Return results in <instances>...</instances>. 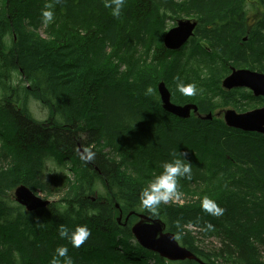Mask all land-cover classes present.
I'll return each mask as SVG.
<instances>
[{
  "label": "trees",
  "instance_id": "obj_1",
  "mask_svg": "<svg viewBox=\"0 0 264 264\" xmlns=\"http://www.w3.org/2000/svg\"><path fill=\"white\" fill-rule=\"evenodd\" d=\"M244 4L0 0V264H199L139 246L137 214L160 220L203 264H264V137L226 127L215 111L264 104L219 83L229 67L264 74V0L248 15ZM21 6L32 32L44 26V43L17 30ZM172 15L197 27L166 73L158 60L173 54L152 37ZM160 82L171 103L194 104L212 120L165 112ZM32 101L47 109L45 121L33 117ZM48 158L55 173L44 180ZM119 169H133L138 185L117 192ZM57 181L65 197L56 204L27 212L13 199L19 186L55 195ZM157 191L184 205L161 207ZM132 241L137 255L124 250Z\"/></svg>",
  "mask_w": 264,
  "mask_h": 264
},
{
  "label": "water",
  "instance_id": "obj_2",
  "mask_svg": "<svg viewBox=\"0 0 264 264\" xmlns=\"http://www.w3.org/2000/svg\"><path fill=\"white\" fill-rule=\"evenodd\" d=\"M196 23L190 20H180L176 27L170 29L163 37V47L166 50L176 51L186 44L193 35ZM243 40H246L244 38ZM221 86L226 90L245 88L250 90L255 98L264 100V74L248 69L231 68ZM162 109L179 119H187L191 113L197 115V106L194 104L175 105L170 101V93L163 82L157 86ZM220 113L216 114L219 117ZM202 120H212V115L206 114L199 117ZM222 118L226 127L240 130L242 132L258 133L264 137V104L260 108L237 113L235 110L227 109L222 112ZM13 199L17 204L24 207L27 212L42 209L48 205L47 200L36 196L25 186L17 187L13 192ZM118 208V204L115 205ZM134 214L130 213L129 215ZM129 216L125 218L128 219ZM138 221L132 225V234L135 240L145 249L157 253L168 261L194 260L203 264L198 258L185 248L181 247L172 233H164V224L158 219H151L137 214ZM120 218L118 222H120Z\"/></svg>",
  "mask_w": 264,
  "mask_h": 264
},
{
  "label": "rangeland",
  "instance_id": "obj_3",
  "mask_svg": "<svg viewBox=\"0 0 264 264\" xmlns=\"http://www.w3.org/2000/svg\"><path fill=\"white\" fill-rule=\"evenodd\" d=\"M252 1L253 0H245V4H244V8H243V10H244V12L248 15V14H250V12L252 11V9H251V3H252ZM24 10V8H23V6H21L19 9H18V11H17V13H16V17H17V15H18V19H22L23 18V20L22 21H20V22H17L16 21V18H15V21H14V23H16V25H17V30H19V31H21V33L23 34V36H25V37H29V39L28 40H31V41H36V42H39V43H44V39H46L45 38V36L43 35V28H44V26H38V29L36 30V31H31L30 29H29V26H28V21L27 20H29V18L28 17H25L24 18V16L22 15V11ZM17 19V20H18ZM178 19H189V17H186V16H184V15H177V16H167V19L166 20H163V23H162V25H164V26H162L161 28H160V30H161V34H160V36H159V39H158V34L156 35V37H152V39H153V42L155 43V45H157L158 44V50L160 49V47H159V45L160 44H162V38H163V36H164V34L168 31V30H170L171 28H173L175 25H176V21L178 20ZM28 30H30V32H28ZM6 40H8V37H6ZM5 40V41H6ZM6 43H7V45L9 46V41L7 42L6 41ZM201 43L203 44L204 42L203 41H201ZM142 58H143V61L144 62H146V63H150V62H152V60H153V57H154V55H152V54H149V51H146V50H143V52H142ZM178 56L177 55H175V54H173V55H170L166 60H158V65L160 66V68L164 71V72H170V71H172L173 70V67L174 66H176V65H178ZM154 61V60H153ZM215 70H213V69H210V74L212 73L214 76H215ZM126 73V70L125 69H123V74H125ZM229 74V72L227 73V72H224L223 74H222V76H221V78H220V80H219V83H220V87H221V82H222V80L227 76ZM263 74V73H262ZM243 90H245V91H247V92H250V90H248V89H245V88H243ZM238 99V98H237ZM229 101H234L235 99H228ZM238 102H240L242 105H244V104H246V100H243V99H238ZM183 105V104H182ZM253 106V104L252 103H249L248 104V106H247V110L246 111H248V110H252V109H255V108H260V107H262L263 105H261V106H255L254 108H251ZM161 107H162V105H161ZM244 107H246V106H244ZM29 108H30V110H31V113H32V115H33V117L36 119V120H38L39 122H42V121H45L46 120V118H47V116H48V112H47V109L46 108H44V107H42L39 103H37V102H35V101H32V102H30L29 103ZM219 109L218 110H215L216 112L217 111H224V109H231V107L230 108H226V107H224V108H220V107H218ZM169 114V113H168ZM54 116V115H53ZM173 116V115H172ZM104 143V142H103ZM102 146L103 147H105V145L104 144H102ZM120 170V171H119ZM118 171H117V175H118V177H116V180H119V183H120V186L118 187V189H117V192H120V191H122L123 193H125L126 191H128V190H130L131 189V185L135 182L136 183V185H138V182H137V178H136V175H135V173H134V170L132 169V170H128V171H126L125 173H123L122 172V170L121 169H119ZM55 171H58V169L56 170L55 169ZM124 171V170H123ZM54 166H53V161L50 159V158H48V159H46L45 161H44V171H43V173H42V178L44 179V180H49L50 179V176H52V175H54ZM123 173V174H122ZM59 175H62V173L60 172L59 173ZM70 178L72 179V181H71V183H73V177H72V174L70 175ZM61 181H57L56 182V185H54L57 189L58 188H61V190H56V191H58V193L57 194H55V195H48V194H46V193H42L41 191H39L38 189H35L34 190V192L37 194V195H39V197L40 198H42L43 200H47V201H49V203H50V201L51 202H53V203H57L58 201H62L63 199H64V194H63V191H64V189H65V187H63V185L60 183ZM96 190H97V192H99V193H104V190H103V188H102V186L101 185H98L97 186V188H96ZM66 192V191H65ZM156 197H158L159 199V202H160V204H161V207L162 206H169V205H173V206H183L184 204H178V202H177V200L178 199H176V198H173L171 195H169L168 193H161V192H156ZM151 214H153V213H151ZM154 215V214H153ZM99 241H101V242H103L102 240H99ZM134 242L132 241V242H130L129 244H124V250L125 251H127L128 253H130V254H132V255H137V252H132V246L130 245V244H133ZM83 243H79L78 245H82ZM96 244V246H97V251L98 252H102V247H100L99 246V244L98 243H95ZM77 244H76V246L74 245V249L75 248H77V246H78ZM109 246V245H108ZM121 249V248H120ZM80 251H82V250H80Z\"/></svg>",
  "mask_w": 264,
  "mask_h": 264
},
{
  "label": "flooded vegetation",
  "instance_id": "obj_4",
  "mask_svg": "<svg viewBox=\"0 0 264 264\" xmlns=\"http://www.w3.org/2000/svg\"><path fill=\"white\" fill-rule=\"evenodd\" d=\"M189 39H190V38H189ZM189 39H188V40H189ZM164 50H165V51H167V52H169V51H168V50H166L165 48H164Z\"/></svg>",
  "mask_w": 264,
  "mask_h": 264
},
{
  "label": "bare ground",
  "instance_id": "obj_5",
  "mask_svg": "<svg viewBox=\"0 0 264 264\" xmlns=\"http://www.w3.org/2000/svg\"><path fill=\"white\" fill-rule=\"evenodd\" d=\"M74 107V106H73Z\"/></svg>",
  "mask_w": 264,
  "mask_h": 264
}]
</instances>
